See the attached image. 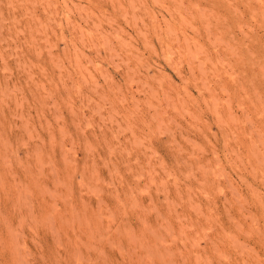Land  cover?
<instances>
[{"label":"rangeland","instance_id":"374dc122","mask_svg":"<svg viewBox=\"0 0 264 264\" xmlns=\"http://www.w3.org/2000/svg\"><path fill=\"white\" fill-rule=\"evenodd\" d=\"M0 264H264V0H0Z\"/></svg>","mask_w":264,"mask_h":264}]
</instances>
